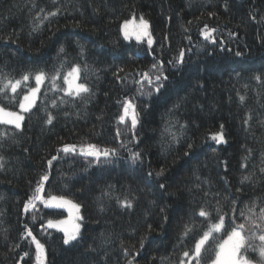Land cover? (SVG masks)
<instances>
[{
    "label": "trees",
    "instance_id": "1",
    "mask_svg": "<svg viewBox=\"0 0 264 264\" xmlns=\"http://www.w3.org/2000/svg\"><path fill=\"white\" fill-rule=\"evenodd\" d=\"M134 16L149 22L151 47L145 39H124L121 26ZM205 25L216 29L212 39L205 40ZM62 45L66 55L58 57ZM181 50L183 63L176 64ZM61 60L57 83L66 87L63 74L79 64L80 82L91 89L84 99L52 89L49 77ZM153 64L168 77L159 93L144 78L154 80ZM40 70L46 79L22 130L0 125L12 137L0 140V264H37L25 226L44 245L46 264H179L178 238L193 212L199 228L204 205L230 212L234 197L242 201L238 207L264 200V82L254 79L264 74V0H0V80ZM27 86H35L34 75ZM26 91L22 85L17 98ZM128 100L136 106L135 128L119 119ZM4 103L19 111L15 101ZM221 131L224 142L217 143L212 136ZM88 144L118 155L97 166L79 154ZM65 145L76 152L64 153ZM136 152L142 163L134 166L129 155ZM45 174L46 197L64 195L81 205L80 235L68 245L46 225L66 217L64 210L38 203L24 211ZM245 176L251 179L241 184ZM126 200L131 208L121 206ZM248 255L256 263L258 253Z\"/></svg>",
    "mask_w": 264,
    "mask_h": 264
},
{
    "label": "snow or ice",
    "instance_id": "2",
    "mask_svg": "<svg viewBox=\"0 0 264 264\" xmlns=\"http://www.w3.org/2000/svg\"><path fill=\"white\" fill-rule=\"evenodd\" d=\"M43 11V9H41ZM60 10L57 9L54 12L48 13L44 18L47 19V16H56ZM206 31L203 32L205 40L212 39L213 32L216 29L208 28L205 25ZM36 30L35 28L33 29ZM121 31L123 33L124 39L129 40L132 37H135L137 41L144 40L147 37V43L149 47L153 44L152 34L149 32V22L143 17H139V22L137 23L136 18L133 17L130 20H125L121 26ZM215 43V41L213 40ZM80 49V55L84 54V46L78 45ZM237 56H240L242 53L236 52ZM61 55H66V50L62 45L58 52V57ZM184 51L181 50L179 53V58L175 61L176 64L183 63ZM66 61L61 60L59 67L54 68V74L49 78L52 81V89L55 91H61L67 97L80 98L84 99L86 94H90L91 89L86 82H80L81 68L79 64L71 66L70 69L63 74L62 87L57 83L61 79V70L64 69ZM173 63V61H169ZM87 64L84 65L85 70H87ZM153 69H156L154 80L149 76L148 73H144V78L148 81L150 85L154 86V91L159 93L161 89L165 86V81L168 77L164 74L163 66L153 64ZM34 75L35 86H27V82L30 80V77ZM46 74L43 70L33 73H24L20 79H15L14 82L11 79H8L6 82L0 80V125H13L14 129L22 130L23 122L25 121L24 113H31L32 109L36 106L38 94L41 92V85L44 83ZM86 79V78H85ZM257 81L264 82V74L256 75L254 77ZM22 85L27 87V91L22 94V98H17L20 96L18 89ZM9 91L13 96H9ZM151 95V92L148 93ZM5 100H8L9 103L15 101L18 104L19 111L9 110L8 105L4 103ZM240 100L243 101L244 97L241 96ZM61 102L63 98H61ZM52 106L56 107V101H52ZM178 107V105H177ZM131 110V113H130ZM124 114L119 117L121 122L125 121V118L131 115V126L135 128L138 123L136 106L130 101H126L123 105ZM53 121V116L49 113L47 115V123L51 124ZM247 123V121H245ZM184 126H181L183 129ZM223 125H221V129ZM165 133L171 136V143H178L179 137L175 132L172 131L171 127L165 128ZM4 138L11 139L7 132H0V140ZM212 139L217 143L224 142V136L222 131L214 134ZM192 144L189 143L187 147L192 148ZM0 147H3V144L0 143ZM251 151V150H249ZM64 153H74L76 152L75 145H65L63 148ZM79 154L84 157L94 158L97 166H103L110 162V157H115L118 155V151L115 148L108 149L105 148L101 150L94 144H88L79 149ZM187 155V153H185ZM57 159L53 157L52 160ZM52 160L48 161V164L51 166ZM129 160L132 165H137L142 163L141 153H130ZM5 158L0 155V169L4 168ZM264 172V169L261 170ZM163 169L157 175H162ZM151 175V174H149ZM251 176L243 177L241 184L244 181L250 180ZM49 181V175L45 174L41 177V180L38 182L37 187L34 189L32 196L24 203V211L28 212L30 209L37 208V202L43 204L46 208L50 209H66L69 213V219L66 220H57L54 221L49 219L47 221V228H56L59 231L64 233L63 243L65 245L70 244V242L77 241L80 235L81 225L78 221L82 220L83 217L79 215L81 205L74 203L70 199H66L64 195H55L50 194L47 198L44 195L45 185L44 182ZM160 188H164V184L159 185ZM237 193H240L241 188L236 189ZM102 195H107V193H102ZM207 195V193H206ZM219 195L218 193L216 194ZM0 199H3L0 196ZM227 199V197H225ZM121 206H126L131 208L132 201H120ZM242 203L239 197H234L231 199V209L230 212H224L221 207H216L214 210L209 209L207 205H204L200 208L198 216L205 218L204 221H201V227L197 228V217L196 213L193 212L189 217V224L184 225V231L181 236L178 238L180 243L184 245V250L182 251V258L179 260V264H207V260L210 259L211 264H253L252 259L248 253H258V260L256 264H264V200L252 201L250 204H245L243 207H238V204ZM219 204V201H217ZM257 207L259 211L257 212ZM103 210V207H101ZM165 210L161 208L163 213ZM213 211L215 215H213ZM167 219V217H165ZM242 221V222H237ZM27 236L32 238V242L36 247V261L37 264H45V248L44 245L33 235L31 229H27ZM152 226L148 225L149 231ZM223 233V235H220ZM198 237V238H197ZM194 240V245L191 247L185 243L187 239ZM146 237L141 238L140 247H144V240ZM256 240H259V244L255 243ZM123 246V242L121 244ZM214 257L207 254L213 253ZM127 254V250H125ZM28 253H25L27 256ZM184 258H187L186 260ZM135 259V258H133ZM128 264H133V261L130 260Z\"/></svg>",
    "mask_w": 264,
    "mask_h": 264
},
{
    "label": "rangeland",
    "instance_id": "3",
    "mask_svg": "<svg viewBox=\"0 0 264 264\" xmlns=\"http://www.w3.org/2000/svg\"><path fill=\"white\" fill-rule=\"evenodd\" d=\"M135 17V16H134ZM136 18V21H137V23L139 22V17H135ZM132 19V18H131ZM130 20V19H129ZM149 32L151 33V31H150V25H149ZM131 39H133V40H136L135 39V37H132ZM130 39V40H131ZM145 39V41H147V37H145L144 38ZM152 39H153V36H152ZM153 43H154V39H153ZM46 79V78H45ZM45 82V81H44ZM44 84V83H43ZM43 84L41 85V86H43ZM39 95V94H38ZM128 101H130L132 104H133V102L131 101V100H128ZM130 113H131V110H130ZM123 114H124V112H123ZM24 115H25V113H24ZM127 119H130L131 120V115H129L128 117H126L125 118V121L127 120ZM46 197V196H45ZM47 198V197H46ZM67 199V198H66ZM41 204L40 202H37V204ZM75 203V202H74ZM43 205V204H42ZM44 206V205H43ZM62 210H64L65 212H66V217H64V218H61V219H59V220H66V219H69V213H68V211L66 210V209H62ZM79 215L81 216V211H80V213H79ZM54 221H57V220H54ZM81 221V220H80ZM80 221H78V223H80V225H81V222ZM46 225H47V223H46ZM56 229V228H55ZM80 231H81V229H80ZM63 233V232H62ZM64 234V233H63ZM71 243V242H70ZM35 245V244H34ZM45 248V247H44ZM45 254H46V250H45ZM46 258H47V255H45V264H46ZM36 263H37V261H36ZM253 264H256L255 262H253Z\"/></svg>",
    "mask_w": 264,
    "mask_h": 264
}]
</instances>
